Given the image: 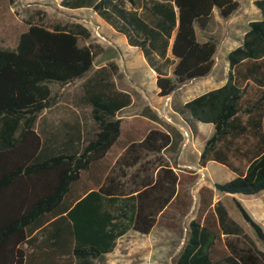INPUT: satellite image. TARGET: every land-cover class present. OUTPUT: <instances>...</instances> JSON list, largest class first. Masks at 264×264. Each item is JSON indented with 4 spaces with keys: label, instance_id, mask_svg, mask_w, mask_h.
I'll use <instances>...</instances> for the list:
<instances>
[{
    "label": "trees",
    "instance_id": "trees-1",
    "mask_svg": "<svg viewBox=\"0 0 264 264\" xmlns=\"http://www.w3.org/2000/svg\"><path fill=\"white\" fill-rule=\"evenodd\" d=\"M254 3L262 19L250 22L242 44L228 53L226 83L185 103L171 102L192 132L198 122L214 125L200 164L215 161L234 174L214 184L226 195L264 191V0ZM62 5L91 8L125 35L156 72L159 95L169 97L212 73L219 43L203 32L215 8L226 20L239 11L240 1ZM25 22L14 47L0 45V264H107V254L131 229L149 234L160 220L176 226L171 221L191 208L188 187L198 175L176 172L165 160L162 152L179 153L184 134L150 106L142 115L165 129L150 128L142 140L120 139L118 115L133 96L119 89L115 62L93 70L100 47L81 44L91 37L88 27L47 25L35 16ZM83 77L76 109L51 118L57 106L52 85ZM120 146L125 152L112 165L109 152ZM213 195V188L199 190L197 216L174 264H264V251L221 200L213 206ZM234 202L264 243V227L239 199ZM247 238L250 243L243 242Z\"/></svg>",
    "mask_w": 264,
    "mask_h": 264
},
{
    "label": "rangeland",
    "instance_id": "rangeland-1",
    "mask_svg": "<svg viewBox=\"0 0 264 264\" xmlns=\"http://www.w3.org/2000/svg\"><path fill=\"white\" fill-rule=\"evenodd\" d=\"M30 16L43 17L47 25L71 22L84 24L91 30V37L81 39V44H92L100 47H95L98 50V55L93 70L109 62L118 64L119 72L115 76L118 87L127 88L136 98H141V95H138L141 93L139 88L144 87L148 100L156 102V107L160 109L163 118L169 122L173 121L178 127L183 126L184 123L181 117L172 111L171 102L173 98H178L181 101L191 100L205 91L199 81H190L180 87L172 96L161 98L153 94L152 90L156 88L153 76L145 73L143 65L135 59L133 51H126L127 49L120 35L91 8H68L62 5V0H16L13 4H9L8 0H0V45L14 47L20 32L27 28L25 20ZM129 57L134 60L131 65L128 63ZM223 57L225 56L219 52V59H217L220 62L219 65L225 62ZM125 63L127 64L125 65ZM85 78H80L64 86L52 85L54 93L57 94V106L54 113L51 114V118L57 119L60 115L76 109L73 105L74 98ZM143 106L144 103L136 100L134 106L128 110L127 116L136 115L137 119L143 120L141 117ZM88 123L92 124L90 120ZM137 124L141 126L140 132L145 130V123L137 122ZM205 132L207 131L205 130ZM189 136V141L194 142L195 138L193 139L190 133ZM195 140L194 143L200 148V139ZM167 156L171 157L174 162L178 159V156L173 154H167ZM215 164L210 169L199 168V170L185 171L189 174L196 173L198 178L195 183L188 187L192 200L191 208L183 216H177L174 221H171L175 222L176 226L174 224L169 226L166 221L160 220L149 234L131 229L118 239L114 251L107 254V264H174L187 238L189 223L197 216L201 199L199 190L203 186L214 189L213 206L221 200L228 208L231 218L242 226L245 234L255 242L256 247L264 251V243L256 238L253 229L241 216L234 202V198L239 199L252 217L264 227V191L255 195H226L218 191L215 189L214 184L230 180L234 174L224 165ZM222 238L226 239L227 237L222 235ZM243 242L250 243L248 238L247 240L244 239Z\"/></svg>",
    "mask_w": 264,
    "mask_h": 264
},
{
    "label": "crops",
    "instance_id": "crops-1",
    "mask_svg": "<svg viewBox=\"0 0 264 264\" xmlns=\"http://www.w3.org/2000/svg\"><path fill=\"white\" fill-rule=\"evenodd\" d=\"M240 1V8L239 11L231 16L228 19H223L217 8L214 9V18L209 25V27L203 32V34H207L210 37H214L218 43H219V49L218 53L216 55V61L215 65L213 67L212 73L209 76L202 77V78H197L193 79L191 81H199V84L201 87L205 89V92L221 87L226 83L227 80V74L229 70V63L227 60V55L228 53L233 50L234 48L240 46L243 42V37L245 33L247 32L249 28V23L254 21V20H259L262 19V13L261 10L255 5V0H239ZM98 15V14H97ZM99 16V15H98ZM100 17V16H99ZM101 18V17H100ZM102 19V18H101ZM105 23H107L104 19H102ZM108 24V23H107ZM110 27H112L110 24H108ZM112 29L118 33L121 37V39L124 41V45L126 47V51H133L132 53L135 54V59L141 62V64L144 67V71L146 74H151L155 80L156 83V72L149 66L147 63L142 51L135 46H132L129 44L127 38L125 35L119 33L116 31L113 27ZM199 36H201V32L199 31ZM221 52L225 57V62H222L221 65H219L220 62L217 61L218 54ZM143 55H141V54ZM144 57V58H143ZM133 59L131 57L128 58V63L131 65L133 63ZM127 63H125L126 65ZM149 67L148 69L146 67ZM121 67V65H120ZM154 84V82H153ZM155 87V86H154ZM120 90L130 92L127 90V88L122 87ZM141 91L140 94L141 98L139 97H134L135 95L132 94L133 96V103L131 106L125 108L122 112L119 113L118 117L121 118L122 120V135H121V140L126 141L128 139H138L142 140L144 135L148 132L150 128H160V129H165L161 124H159L156 121H153L149 119L148 117L142 115V110L145 106H150L153 110H155L160 118L162 120H165L163 118V115L161 114L160 109L156 107V102H152L151 100H148V95L147 92L145 91L144 87L139 88ZM153 94H156L157 96L161 97L159 95V89L156 84V88H153L152 90ZM200 95V94H199ZM164 98V97H163ZM142 102L144 103V106L141 110V117L143 120L137 119V116H127L128 115V110L134 106L135 101ZM189 100L183 101L184 103ZM172 111L174 114H177L173 109ZM125 114V115H124ZM179 115V114H177ZM136 116V117H135ZM180 116V115H179ZM128 117V118H127ZM181 117V116H180ZM136 118V119H135ZM182 119V117H181ZM183 120V119H182ZM169 122L168 120H165ZM137 122H142L146 124V128L143 131H139L141 126L137 124ZM170 123L176 125L173 121ZM184 125L179 127L183 134H184V140L181 145V149L179 153L176 155L178 156V159L174 162L171 157L167 156V154H171L168 152H162L164 158L166 161L169 162L171 167L176 171H187V170H192V169H210V167L216 165L215 161H209L206 166H202L200 164V156L202 153V150L204 148L205 141L210 137V135L214 131V125L211 123H203V122H198L197 123V131L192 132L189 127L185 124L183 121ZM150 125H152L150 127ZM177 126V125H176ZM205 130L207 132H205ZM189 133L192 135L193 139H200L201 141V146L198 148L194 142L196 140L194 139V142L189 141ZM125 147L120 146L115 149H112L109 152L110 159L112 161V165L117 161L119 156H122V154L125 152ZM175 155V154H173ZM151 158L154 157V155H150ZM220 164V163H218ZM237 195V194H236Z\"/></svg>",
    "mask_w": 264,
    "mask_h": 264
}]
</instances>
